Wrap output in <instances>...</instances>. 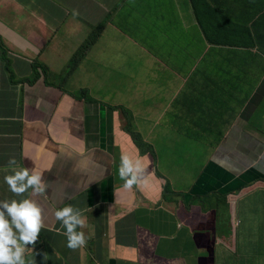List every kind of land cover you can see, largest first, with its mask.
<instances>
[{
	"label": "crops",
	"instance_id": "obj_1",
	"mask_svg": "<svg viewBox=\"0 0 264 264\" xmlns=\"http://www.w3.org/2000/svg\"><path fill=\"white\" fill-rule=\"evenodd\" d=\"M116 2L0 0V29L10 55L28 56L30 47L43 46L60 29L63 42L57 40L52 49L58 48L70 72L71 92L77 96L78 89L86 88L93 99L95 88L109 85L96 103H77L48 90L44 81L19 91L0 70V90L26 103L25 112L13 116L15 137L0 140V201L39 204L44 199L52 210L49 226L56 224L54 211L67 204L84 220L73 231L83 232L89 241L80 250L66 247V234L49 245L34 240L24 245L22 255L32 264H44L46 254L53 259L50 264H95L100 259L106 264L107 254L139 257L144 264H258L260 255L259 264H264V238L254 240L256 227L263 224L247 220L250 194L239 195V212L229 222L228 214H216L211 199L218 197L215 184L231 191L237 182L249 183V174L228 179L227 172L214 170V178L201 179L202 172L194 171L205 157V144L197 137H226L220 150L227 153L244 137H253L250 154L258 152L253 179L264 181V0H249L225 17L213 16L204 29L188 9H165L164 0H127L126 7L138 9L131 10L137 18L127 30L128 39L136 41L146 67L134 69L117 48L106 54L102 36L71 71L69 43L75 46L85 28L99 27L104 17L95 14L96 5L113 10ZM118 10L122 13L112 14L103 26L123 25L125 10ZM13 70L19 77L30 72L22 59L13 61ZM167 71L173 77L156 83ZM114 94L127 104H116L110 98ZM128 128L145 137L154 158L140 154L124 132ZM168 137L182 138L177 150L164 142ZM121 154L142 165L137 183L127 189L118 175ZM9 158H14L11 164ZM21 167L30 174L40 172L42 192L32 185L21 193L9 189L5 175ZM256 201L262 200L256 196ZM0 211L8 217L2 205ZM217 226L214 241L206 232ZM228 232L237 235L239 251Z\"/></svg>",
	"mask_w": 264,
	"mask_h": 264
},
{
	"label": "clouds",
	"instance_id": "obj_2",
	"mask_svg": "<svg viewBox=\"0 0 264 264\" xmlns=\"http://www.w3.org/2000/svg\"><path fill=\"white\" fill-rule=\"evenodd\" d=\"M248 1L249 0H208L210 12H215V14L210 15L209 18L211 19V17L219 15L225 17L227 16V13H236ZM115 4H119L121 7H123L124 4L127 5L128 2L127 0H117ZM189 7L192 10L191 14L194 15L191 0H186L182 8ZM124 10L128 13L127 17L132 16L131 10L138 11V9H131L128 7H126ZM95 29L96 28L87 31L85 28L80 34V39L77 41L74 40L75 46H73L71 42L69 43V47H72L76 50L74 55L71 56V71L75 70L82 62L80 60V54H85L86 57L89 50L104 34L105 37H103L106 40L107 46L104 48V50L107 51L106 54L111 56L109 51L116 48V46L108 41L115 28H112L110 35L107 34V29L105 26L101 34H96ZM120 29L127 31L125 26H120ZM61 35L60 29L57 32L54 31L53 39L47 40L43 46L30 47V54L28 56H19L14 53L10 55L9 49L3 41V36H0V70H2L3 76L8 79V82L12 87L18 88L19 91L29 88L33 89L37 86L38 81H44L49 87L48 90L58 93L61 97H68L77 103H84L85 101L82 99H85L90 103H96V98L94 97L91 99L87 90H83L82 92L78 91L79 97L67 90V87L70 86V72L64 68L61 60V53L59 52L58 48L52 49V44L57 45V40L62 44L63 41L61 39ZM126 35L127 37L130 36L128 32H126ZM131 42L137 45L136 41ZM15 59H22V61L28 64L30 68L29 74H25L23 77H19L15 74L13 70V61ZM40 65L47 67V73L40 69ZM25 106V102L16 101L0 90V140H12L15 137L13 134V125L15 124V119L13 116L16 114L21 116V113L25 112ZM124 132L132 138V141L138 148L140 154L151 155L152 158H154V155L152 154L153 148L149 144L145 143V137L138 133V131L135 132L134 128L125 129ZM134 138H137L138 142H135ZM189 138L193 139L195 137ZM225 138L226 137H224L220 144L214 145L216 146L217 150H215L209 143L201 141L202 144H205V146H212L210 148L216 152L214 159L209 163L210 167H206L204 172H202L201 178L203 176V179H206L211 175L214 178V170L227 172L228 179H246L245 176L249 174V179H252L250 180V183L253 184L251 185V188L255 187L257 185L256 181H258V179H253V167L258 161L256 156L258 152L254 151L250 154V151H252L253 148L251 144H249V141L254 140V138L244 137L242 139L243 141L239 142L236 150L232 153H227L224 148L220 150V145L224 142ZM214 143H216V141H214ZM237 152L239 155L236 154ZM13 160L14 158H9V163L11 164ZM141 172L142 165L138 159L133 161L127 154H121L120 163L118 166V175L124 181V188H130L133 184L137 183ZM218 180L219 179H215V181ZM4 181L9 186V189L14 193L24 192V190L29 185L34 186L35 192L43 191V185L40 182V172L32 171L30 174L29 169L27 168L21 167L19 170L14 171V174L5 175ZM259 182L264 183V181ZM244 185L241 186L240 182H237L235 188H241ZM215 186L221 187L223 189V193L219 194L220 197H223L221 198L223 207L218 209V212L221 211L222 214H229L230 216L238 214L241 202V199H238V197L240 194L246 192L243 190L238 191V194H235L233 191L234 189L228 191V185L224 186L223 184H215ZM167 191H169V186H167ZM0 205H2L3 209L6 210L8 215V217H5V212L0 211V264H32L31 259L26 261L22 255L25 249L24 245L31 244L34 240H37L39 244H43L44 237L54 234H66V247L71 249L79 248L80 250H84L89 242L85 238L83 232L73 231L74 226L77 224L83 225L84 220L78 218L77 214L73 213L72 207L67 204L54 211L56 224L53 226L41 225L40 209L35 205L34 202H31L28 199H24L19 203H17L14 199L11 202L0 201ZM84 213L87 214L88 210L85 209ZM84 213L80 214L83 216ZM13 228L16 230L15 233ZM210 231L206 232V234L209 236H211ZM141 249L142 247H137L136 251L140 252ZM126 257L127 256L125 255L116 256L115 254H107L104 257V262L106 264H144L139 257L137 259H128ZM95 264H101V259L99 261H95Z\"/></svg>",
	"mask_w": 264,
	"mask_h": 264
},
{
	"label": "rangeland",
	"instance_id": "obj_3",
	"mask_svg": "<svg viewBox=\"0 0 264 264\" xmlns=\"http://www.w3.org/2000/svg\"><path fill=\"white\" fill-rule=\"evenodd\" d=\"M136 18L137 17H135V16H130V17L124 18L123 24H125V27L127 28V30L134 23ZM126 32H128V31L121 30L120 27L115 28V30H113L111 37L109 38L108 41L111 42L114 46H116V48L119 50V52H117L118 56L126 58L131 67H133L134 69H137L139 67L144 69L146 67V57L143 56L139 52L137 45H135L133 42H131L128 39ZM0 36H3V32L1 31V29H0ZM103 36L105 37V34ZM152 48L157 49L158 45L155 44V45H153ZM75 51L76 50L74 48L69 49L70 56L74 55ZM171 77H173L172 73L170 71H167L158 80H156L157 81L156 83H164V82L168 81ZM108 87H109V85L106 86V83H105V84L99 85V87L94 89V91L97 90L95 93L96 94L95 98L97 101L104 98L105 90ZM67 90L72 91V88L70 86H68ZM83 90H87V89L86 88L78 89L79 92H82ZM79 92H77L75 94L77 96H79ZM110 98L114 99L116 101V104H121L122 106L127 104L117 94H114ZM177 139L180 141L182 138L181 137H168V139L164 140V142H167V145L170 146L171 149L177 150L178 149V146H176V143L178 142ZM162 142L163 141H161L160 143L164 144ZM203 149L205 151V157L202 160L203 165H199L197 168H194V171H196L197 174L204 172L205 169L203 170V168H204L208 158L211 157V159L213 160L215 155H216V152H214L213 149H211L209 146H204ZM174 163H176V161H174ZM201 179H203V176ZM251 185H253V184L249 182L248 184H245L241 188H235L233 191L235 192V194H238L237 193L238 191L244 190L247 194H250V200L248 202L251 204L252 214L249 213L247 220L250 221L252 225H254L253 222H258L259 225L263 224L259 228L256 227L257 236L254 238V240L256 241L257 239L264 238V213H262L263 208H264V183L257 184L254 188H251ZM238 186L240 187L239 184H238ZM214 188H216L218 197H216V198L212 197L211 199L214 200L213 204H216L215 207L217 208L216 214L219 215L218 209H221L223 207L222 201H221V199H219V196H220L219 194L223 193V191H222L223 189L221 187H218V186H215ZM256 196L258 199H260L262 201H260V202L256 201ZM29 201L34 202L35 205L39 207L41 225L47 226L48 225L46 222L47 217L49 214L52 213V210L48 206L47 201H45L44 199H41L39 201V204H37V202H35L33 200H29ZM259 203H262V206L258 209L257 212L253 211V209L255 208V205L259 204ZM41 204H43V205L41 206ZM220 213H222V212L220 211ZM229 216L230 215L228 214V222H229ZM13 231L15 233L16 230L13 228ZM218 231H219L218 226L216 229H211V231H210V235L214 240H217ZM236 233L237 232L235 231V234ZM235 234L228 232V235L236 242V246H237V250H238L239 242H238V237ZM243 234H244V231H243ZM18 243H19V241H18ZM43 249L47 250L46 246H43ZM51 262H53V259L48 254H46L44 264H50ZM255 262L258 264L261 262V256L260 255L255 257Z\"/></svg>",
	"mask_w": 264,
	"mask_h": 264
},
{
	"label": "trees",
	"instance_id": "obj_4",
	"mask_svg": "<svg viewBox=\"0 0 264 264\" xmlns=\"http://www.w3.org/2000/svg\"><path fill=\"white\" fill-rule=\"evenodd\" d=\"M186 0H166L165 1V9L168 10H189L190 12L192 11L191 8H182L184 2ZM192 2V8H193V12H194V16L196 17V19L199 21L201 27L204 29L205 27L209 26L211 24V20L209 18L210 15L215 14V12H210V6L208 4V0H191ZM96 9H95V14L98 16H103V20H101L98 24V28H96V34H101L104 30V24L107 21H110V18L112 17V14H114L115 12L117 13H122L121 10H118V7H121L119 4H117V6L113 9V10H109V6H98L96 5ZM122 8H126V5L124 4V6ZM210 12V13H209ZM209 13V14H208ZM128 16L127 11H125V17ZM122 26H125V24H123ZM107 26H105L106 28ZM107 29V34L110 35V32H112V28H106ZM105 47H107L105 45ZM85 57V54H80V60L82 61ZM40 69L43 70L45 73H47V67L40 65ZM197 139L199 141H205L206 143H209L210 145L214 146L217 144H220L222 142V140L224 139V136L222 137H197ZM135 142H138L137 138H134ZM214 141H216V143H214ZM237 155H239V153H236ZM236 160V159H235ZM261 182H257V184H259ZM60 234H54V235H50L48 237H44L43 238V244L45 245H49L51 243V240L54 237H59ZM47 247V246H46Z\"/></svg>",
	"mask_w": 264,
	"mask_h": 264
}]
</instances>
